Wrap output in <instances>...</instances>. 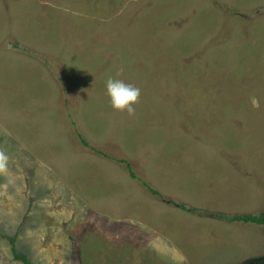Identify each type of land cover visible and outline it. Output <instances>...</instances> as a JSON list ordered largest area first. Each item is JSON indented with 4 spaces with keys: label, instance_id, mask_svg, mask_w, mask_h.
<instances>
[{
    "label": "rangeland",
    "instance_id": "374dc122",
    "mask_svg": "<svg viewBox=\"0 0 264 264\" xmlns=\"http://www.w3.org/2000/svg\"><path fill=\"white\" fill-rule=\"evenodd\" d=\"M0 150V264L264 257V0H0Z\"/></svg>",
    "mask_w": 264,
    "mask_h": 264
},
{
    "label": "clouds",
    "instance_id": "9594fccd",
    "mask_svg": "<svg viewBox=\"0 0 264 264\" xmlns=\"http://www.w3.org/2000/svg\"><path fill=\"white\" fill-rule=\"evenodd\" d=\"M119 69L116 76L109 75L106 79V93L109 97L111 106L118 111H127L129 115L135 113V107L139 103L141 89L131 83L118 78ZM9 167V156L0 150V174L6 173Z\"/></svg>",
    "mask_w": 264,
    "mask_h": 264
},
{
    "label": "trees",
    "instance_id": "16d2710c",
    "mask_svg": "<svg viewBox=\"0 0 264 264\" xmlns=\"http://www.w3.org/2000/svg\"><path fill=\"white\" fill-rule=\"evenodd\" d=\"M84 144H86L85 141H83ZM126 162V161H124ZM126 165L130 171V175L131 177H134L133 172H131L130 169V165L128 162H126ZM153 194H157L155 191H152ZM172 203V202H171ZM177 205V204H176ZM182 209H187L185 207V205L181 204V205H177ZM188 211H190L188 209ZM227 221H239V222H243V223H253L256 225H263L264 224V213H260V214H243V215H237L234 217H224V216H219ZM5 237V236H4ZM9 244H10V249H11V253H12V257L14 260L16 261H21L23 264H33L26 256L20 254L17 250L16 247V237H5Z\"/></svg>",
    "mask_w": 264,
    "mask_h": 264
},
{
    "label": "water",
    "instance_id": "95a60500",
    "mask_svg": "<svg viewBox=\"0 0 264 264\" xmlns=\"http://www.w3.org/2000/svg\"><path fill=\"white\" fill-rule=\"evenodd\" d=\"M258 263H264V257L256 258V259H252V260H247L242 264H258Z\"/></svg>",
    "mask_w": 264,
    "mask_h": 264
}]
</instances>
